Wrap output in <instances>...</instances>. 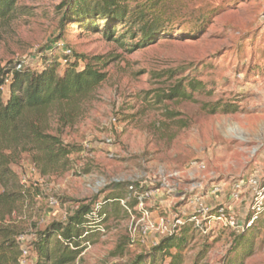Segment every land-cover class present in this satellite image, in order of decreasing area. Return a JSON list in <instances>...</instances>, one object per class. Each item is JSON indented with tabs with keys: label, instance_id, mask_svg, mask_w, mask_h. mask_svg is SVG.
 Segmentation results:
<instances>
[{
	"label": "rangeland",
	"instance_id": "374dc122",
	"mask_svg": "<svg viewBox=\"0 0 264 264\" xmlns=\"http://www.w3.org/2000/svg\"><path fill=\"white\" fill-rule=\"evenodd\" d=\"M73 2L15 0L0 19V70L20 63L38 71L44 55L66 46L105 73L87 97L45 109L46 132L81 148L69 155L68 169L41 175L26 153L13 166L27 188L11 217L20 263L32 264L28 244L37 231L64 222L79 204L122 198L132 185L152 191L145 203L155 228L143 235L140 211L129 216L113 202L105 231L92 233L71 264H169L152 248L173 234L183 239L170 249L180 264H264V208L248 223L255 191L264 192V0H126L164 26L122 43L126 25L106 35L97 16L63 21ZM194 82L199 89L188 98L168 97ZM194 196L208 214L229 206L237 226H212L193 207ZM178 217L187 221L174 228Z\"/></svg>",
	"mask_w": 264,
	"mask_h": 264
},
{
	"label": "trees",
	"instance_id": "16d2710c",
	"mask_svg": "<svg viewBox=\"0 0 264 264\" xmlns=\"http://www.w3.org/2000/svg\"><path fill=\"white\" fill-rule=\"evenodd\" d=\"M125 1L74 0L69 14H63L62 19L77 23L86 17L97 16L105 21L103 31L106 35L114 31L115 25H126L121 43L138 31L146 39L150 31H158L164 26L159 18L149 15L145 7L130 9ZM14 3L15 0H0V19L13 11ZM85 25L97 27L95 21ZM42 61L43 67L38 71L15 69V66L0 70V264H21L20 243L15 239L16 225L11 217L18 210L27 188L17 181L13 166L26 153L41 175L65 171L69 167V155L81 151L79 146L64 143L58 136L46 132L45 109L53 103L68 105L87 97L105 77V73L91 62L65 52L44 55ZM6 81H9V95L4 100L2 87ZM188 87L189 91L177 85L168 97L188 98L199 89L198 82L188 83ZM118 199L108 198L100 203L99 212L92 217H87L92 206L79 204L64 222H52L37 231L28 244L34 254L32 264L74 262L84 242L106 219L108 206ZM182 242V238L173 234L164 237L152 249L169 256V264H180V254H172L170 249H180Z\"/></svg>",
	"mask_w": 264,
	"mask_h": 264
},
{
	"label": "built area",
	"instance_id": "2783aa9c",
	"mask_svg": "<svg viewBox=\"0 0 264 264\" xmlns=\"http://www.w3.org/2000/svg\"><path fill=\"white\" fill-rule=\"evenodd\" d=\"M64 50L63 52H65L66 54H70V50L66 48V46H61ZM21 64L18 63L15 65V69H20ZM251 183L255 184V181L251 180ZM237 188L239 186H236ZM256 189V187L254 188V190ZM217 190L216 188H214L213 190H211L209 193L213 194L215 193ZM152 197V191L148 190V191H141V190H136L134 189V187L132 185L129 186V191L128 194L122 198L118 199L119 205L124 209V211L129 215L132 216L133 214V210L137 209L138 211H140L141 214V220L145 221V224L142 227V234H146L148 231L153 230L155 228V224L153 221H149V214L150 212L147 210L146 208V201L147 199ZM231 197L233 198H237L238 197V190H236V192H233V194H231ZM133 199V201L135 202V205L133 207H131L129 205V200ZM263 200H264V192L262 191H255V196H254V201H253V205H252V215H251V219L249 220L248 223H250V221L252 222L255 217L256 214L261 210V208L263 207ZM193 204L194 208H197L198 212H203L205 214H208L209 209L207 207H204L203 204L200 202V197L198 196H194V199L191 202ZM100 210V203H95L92 206V210L90 212L89 215H87V217H92L93 215H96L97 212H99ZM254 210V211H253ZM208 223H210L212 226L218 225L222 228L224 227H236L237 226V221L235 219L234 213L233 211L230 209L229 206H225V205H218L217 208L212 211L211 213L208 214ZM195 219V215L193 214L191 216V218L189 220ZM160 221V225L164 227V219L161 217L159 219ZM187 220H184L181 217L175 218L174 222L172 224V226L174 228H178L180 226H182ZM165 230H167V228H165ZM97 231L99 232H104L105 228L104 226L100 223L97 227ZM175 230H169V233H173ZM141 241L143 242L144 239L141 238ZM85 244H88V242H85ZM89 245V244H88ZM23 255L26 254V250H22ZM22 264L24 263V261H21Z\"/></svg>",
	"mask_w": 264,
	"mask_h": 264
},
{
	"label": "crops",
	"instance_id": "0c3cea01",
	"mask_svg": "<svg viewBox=\"0 0 264 264\" xmlns=\"http://www.w3.org/2000/svg\"><path fill=\"white\" fill-rule=\"evenodd\" d=\"M161 202V201H160Z\"/></svg>",
	"mask_w": 264,
	"mask_h": 264
}]
</instances>
